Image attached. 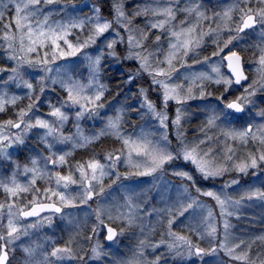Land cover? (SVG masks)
Here are the masks:
<instances>
[{
  "label": "snow or ice",
  "instance_id": "6c2138e0",
  "mask_svg": "<svg viewBox=\"0 0 264 264\" xmlns=\"http://www.w3.org/2000/svg\"><path fill=\"white\" fill-rule=\"evenodd\" d=\"M103 4L96 0L81 15L68 0H0V114L7 117L0 119V159L13 166L0 177V264H264V230L245 237L230 223L241 205L264 202V0H134L131 7L110 0L107 14ZM257 28L258 40L241 48ZM209 41L211 56L200 57ZM249 48L251 79L244 62ZM66 57L77 58L64 61L71 68L56 65ZM79 57L86 77L76 71ZM112 62H134L122 73L128 90L143 82L131 103H105L103 74ZM205 65L208 70H196ZM57 88L56 102L47 101L41 114V94ZM25 96L27 105L18 106ZM196 100L198 112L190 113L189 101ZM193 115L203 119L189 140L184 126ZM85 117H103V126L85 135ZM69 122L74 130L65 132ZM33 137L35 146L28 143ZM107 139L113 147L75 159L77 150ZM21 150L30 153L23 165L13 160ZM166 170L180 183L169 185L175 197L161 194L163 207L142 205L123 183L155 180ZM231 172L236 179L215 186ZM249 173L254 182L242 186L240 174ZM115 186L126 194L106 204ZM80 206L84 224L77 223L62 244L55 237L23 242L57 214L71 223L70 210ZM153 215L159 239L156 225L143 223ZM137 227L141 235L151 232L154 242L144 235L130 255L118 254L113 245ZM172 255L179 259L166 258Z\"/></svg>",
  "mask_w": 264,
  "mask_h": 264
},
{
  "label": "rangeland",
  "instance_id": "374dc122",
  "mask_svg": "<svg viewBox=\"0 0 264 264\" xmlns=\"http://www.w3.org/2000/svg\"><path fill=\"white\" fill-rule=\"evenodd\" d=\"M96 0H68V2L72 5H75V7L77 9H82V11L79 13L81 15L86 14L89 12V8L92 6V4L95 3ZM105 2L108 3V6L110 4V0H104ZM134 2V0H125V3L129 4V7H131L132 3ZM181 2L183 3V0H181ZM217 0H212L213 4H216ZM231 2V0H223V3H229ZM59 4H63L65 3V0H58ZM87 3L89 5V7H83V5ZM51 7V6H50ZM108 10V7H107ZM183 17H178V19H182ZM137 23L139 24L140 21L138 20ZM207 27V25H205V28ZM259 32L260 29L257 28L255 33H251L248 36H245L243 38V40L240 43V47L244 48L247 45L250 44H254L258 38H259ZM204 47V51H202L200 53V57H203L205 55L207 56H211V52L214 50L215 46L212 44L211 41H209L206 45L203 46ZM250 51L248 52L249 57H248V62L246 63V66L248 68V70L251 72V77L253 74V68L254 65H249V61L252 60V49L249 48ZM79 55V54H78ZM200 57H197L198 59ZM76 57H66L63 58L61 60H57L55 63L57 66H61L64 69L67 68H71L72 65L70 64H65L64 61L65 60H69V61H74L76 60ZM80 59V64L76 66V71L77 73H83V75L86 77L87 76V66L84 62V58L83 57H79ZM213 60H215L216 58H212ZM108 63V62H106ZM124 64V63H122ZM122 64L117 65L115 62H112L109 65L110 69H114L117 70L118 72H124L126 73L128 71L129 68H122ZM132 64H134V62H132ZM196 70L197 71H202V70H208L207 66L205 65L203 68H201L200 66H196ZM29 71L34 72V73H38L39 70L38 69H29ZM3 75V74H0ZM33 83H36V76L33 75L31 77ZM126 79V77H125ZM124 79V81H125ZM123 81L124 84V93L121 95V97L119 99L114 100L115 101V106H119V105H123L125 103H131L132 99H134V95L131 94V91L128 90L129 89V85L126 84ZM107 89L108 86L107 84L104 82V80L102 81ZM140 82L142 83V81L137 80L136 84H138L137 86H135L136 90L138 88V86L140 85ZM131 85V89H132ZM15 86H13L14 88ZM212 87H217L216 85H212ZM109 90V89H108ZM19 94H21L22 96L24 95V91L25 90H18ZM37 93L40 94V89L39 86L37 85V89H36ZM242 91V89H241ZM59 90L57 88L56 92H53L51 89H45L44 93L41 94L42 95V101H37V103L41 104V107L39 109V112L41 114H44L48 111L47 108V101H52L53 103L56 102L57 96L59 95ZM125 96L128 97V100H125ZM154 96V95H153ZM33 99L35 100V97H33ZM155 99V97H154ZM209 100H211L212 98L209 97L207 98ZM28 100L25 96V98L22 100V102H18V106H24L27 105ZM201 101L196 100V101H189V108L188 111L190 113H197L198 109L196 107V105L200 104ZM261 105H257V107H260ZM173 112H174V106L172 108ZM103 111V110H102ZM111 111V110H110ZM109 113H104V115H108ZM7 118L5 115L0 114V119H5ZM203 119L202 115H193L190 118V122L185 124V129L186 131V135L187 138L189 140H191L193 138V136L197 135V133L195 132L196 127L201 123ZM103 117H97L95 118V120L93 119H89L87 117H85L81 123H80V127L83 130L84 134L87 135L89 133L95 132L97 131L100 127L103 126ZM136 124H143L144 121L142 119L139 118H135L134 121ZM133 123V120H129V124ZM127 128V125L125 126ZM69 130H74V126L71 122L67 123L66 127H65V132L69 131ZM128 131H131L130 128H127ZM28 143L30 145L35 146L36 145V139L35 137H33L32 139H30L28 141ZM30 153L21 150L19 155H16L15 153L13 154V160L18 161L21 165H23L25 163V158L27 156H29ZM12 164L8 161V160H4V159H0V177H4V176H8L11 174L12 172ZM122 172L125 171L126 169L124 167H121L120 169ZM22 178V177H21ZM237 178V174L234 172H231L229 174H226L223 178H218L215 181V186L216 187H223L225 180H230V179H236ZM239 179L241 181V185H245L248 183H253V178L251 176V174L249 173L247 176L240 174ZM136 181H139V183L137 184ZM107 183V181L105 182ZM123 183L125 185H128L129 187H131L133 189V191L137 194L138 197V202L143 204H147L149 208H157V207H163L164 204L161 201V194L167 195L168 191H171V194L173 197H175L177 195L176 189L173 188H169V185H177L180 183V181L178 179H176L170 171H165L163 174H157L155 180H153L152 177H132L130 178L128 181H123ZM201 183L204 185V187H208L212 184L211 181H209L208 183H204L203 181H201ZM255 183L258 185L259 181H255ZM41 186H45L43 184V182H41ZM232 189H235V185L231 186ZM238 191V190H237ZM126 193L124 192L123 189H121L118 186L114 187V190L110 193V195L107 197V200H105L104 202L107 204L110 201H113L115 199H118L122 196H124ZM192 194L196 195L195 190H192ZM230 194H233L230 192ZM3 194L0 193V199H2ZM203 200H205L206 202H211L208 201L207 198H201ZM214 203V202H212ZM81 207V211L77 212L75 210H70V217H71V223L69 222L68 218L62 219L59 214L55 215L52 219V223L51 225L45 223L43 224L38 230L32 231L31 235L29 237L26 238H22L24 243H29L32 240H36L40 243H46V241L44 240V237H55L57 238L59 243H63L64 240H66L69 236L70 233L76 231V224L79 223L81 225L84 224V220H85V216H86V211L84 210V206H80ZM96 207V200L94 199L92 201L91 207L90 209H88L89 211L92 209H95ZM240 215L239 218L237 217H232L230 220V223L232 225L235 226V230H236V234L237 235H241V236H251L254 234H259L261 232V230H264V202L261 201H254L252 203H245L243 205L240 206ZM94 218V217H93ZM35 218H30L29 222H32V220H34ZM143 223L146 226L147 229L152 228V226L155 224L156 225V233H155V239H159L160 237V227L158 224V217L156 215H153L151 217V219H149L148 217H144L143 218ZM90 227V226H89ZM181 226L177 225L176 229L174 230H180ZM247 229V231H242ZM135 233V234H133ZM87 233H85L86 235ZM144 235H147L148 238L150 240H153L152 238V234L151 232H145ZM144 235L140 234V229L139 227L132 229L129 232H126L123 236H121L118 241L117 244L113 245V248L116 249L118 254H123L125 256L130 255L131 251L135 250V246L139 243V240L144 239ZM165 235H166V229H165ZM107 243V242H105ZM259 242H257V246H258ZM86 246V245H85ZM127 246V247H126ZM148 251L151 252L152 249L148 248ZM161 252H164L165 249L162 248L160 250ZM17 258H19L21 256V253L19 251H17L16 253ZM169 260L172 259H179V257H176L175 255L172 256H168L166 257ZM14 263L17 264L16 260H14Z\"/></svg>",
  "mask_w": 264,
  "mask_h": 264
},
{
  "label": "trees",
  "instance_id": "16d2710c",
  "mask_svg": "<svg viewBox=\"0 0 264 264\" xmlns=\"http://www.w3.org/2000/svg\"><path fill=\"white\" fill-rule=\"evenodd\" d=\"M96 3V1H95ZM104 9L108 7V3L104 1L103 4ZM122 68H130V67H134V64L132 63H124L121 66ZM122 73L124 72H118L117 70L114 69H110L109 66L107 68V70L104 72L103 74V80L104 82L107 84L108 86V92L105 96V103L114 101L116 99H119L121 97V95L125 92L124 91V84L123 81L125 79L124 76H122ZM143 82H140V85H142ZM137 86L138 84H133L131 91V94L134 95V93L136 92V88L135 86ZM211 90H215V91H219L220 89H217V87H212ZM155 96L150 95V98L154 99ZM238 126V125H237ZM113 143L111 139H107V140H102L100 143L95 144L93 146H89L87 150L84 149H80L77 150L74 153V157L76 160L80 159L81 157H86L87 155H89L92 152H97V153H102L103 150L108 149L113 147Z\"/></svg>",
  "mask_w": 264,
  "mask_h": 264
},
{
  "label": "flooded vegetation",
  "instance_id": "af4514ba",
  "mask_svg": "<svg viewBox=\"0 0 264 264\" xmlns=\"http://www.w3.org/2000/svg\"><path fill=\"white\" fill-rule=\"evenodd\" d=\"M248 30H246V32H247ZM250 51V49L246 52V53H244V62H245V71H246V74L249 76V78L251 79V72L248 70V68H247V66H246V63L248 62V57H249V54H248V52ZM13 264H15L14 263V260H13Z\"/></svg>",
  "mask_w": 264,
  "mask_h": 264
},
{
  "label": "bare ground",
  "instance_id": "6f19581e",
  "mask_svg": "<svg viewBox=\"0 0 264 264\" xmlns=\"http://www.w3.org/2000/svg\"><path fill=\"white\" fill-rule=\"evenodd\" d=\"M104 14H107V9L106 8L104 9Z\"/></svg>",
  "mask_w": 264,
  "mask_h": 264
},
{
  "label": "water",
  "instance_id": "95a60500",
  "mask_svg": "<svg viewBox=\"0 0 264 264\" xmlns=\"http://www.w3.org/2000/svg\"><path fill=\"white\" fill-rule=\"evenodd\" d=\"M225 71H226V68H225Z\"/></svg>",
  "mask_w": 264,
  "mask_h": 264
}]
</instances>
